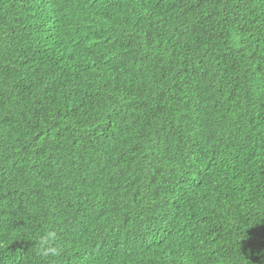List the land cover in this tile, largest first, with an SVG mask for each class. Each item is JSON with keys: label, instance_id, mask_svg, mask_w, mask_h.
<instances>
[{"label": "trees", "instance_id": "1", "mask_svg": "<svg viewBox=\"0 0 264 264\" xmlns=\"http://www.w3.org/2000/svg\"><path fill=\"white\" fill-rule=\"evenodd\" d=\"M45 228L51 264H264V0H0V264Z\"/></svg>", "mask_w": 264, "mask_h": 264}, {"label": "clouds", "instance_id": "2", "mask_svg": "<svg viewBox=\"0 0 264 264\" xmlns=\"http://www.w3.org/2000/svg\"><path fill=\"white\" fill-rule=\"evenodd\" d=\"M34 243V255L41 258L42 264L47 261L51 264L56 258L65 254L64 247L58 242L57 233L52 228L39 231L34 237L28 239Z\"/></svg>", "mask_w": 264, "mask_h": 264}]
</instances>
